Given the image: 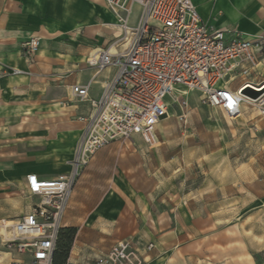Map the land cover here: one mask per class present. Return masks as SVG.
Wrapping results in <instances>:
<instances>
[{
    "label": "crops",
    "instance_id": "0c3cea01",
    "mask_svg": "<svg viewBox=\"0 0 264 264\" xmlns=\"http://www.w3.org/2000/svg\"><path fill=\"white\" fill-rule=\"evenodd\" d=\"M96 2L102 0H0V224L29 212L31 206L18 198H26V176L53 180L71 170L83 129L80 118L90 106L74 100L70 87L92 78L94 72L83 62L94 49L82 54L84 74L73 73L76 67L66 52L79 38L100 31L97 14L117 28L114 16L101 4L102 12L97 11ZM192 3L203 23L235 30L243 39H261L264 46V0ZM64 37L66 46L58 42ZM32 38L39 39V49L28 58L24 44ZM112 74L107 70L91 84L90 100L99 97ZM249 78L264 81V52ZM27 143L33 145L29 151ZM131 157L136 155L122 152L121 165ZM82 181L70 194L76 205L62 219V227L70 222L77 228L75 257L67 262H91L125 240L138 248L144 264H264V202L244 213L240 202H221L225 210L171 216L155 211L143 188L97 182L84 187ZM148 244L151 250L145 249ZM18 257L0 250V264Z\"/></svg>",
    "mask_w": 264,
    "mask_h": 264
},
{
    "label": "built area",
    "instance_id": "2783aa9c",
    "mask_svg": "<svg viewBox=\"0 0 264 264\" xmlns=\"http://www.w3.org/2000/svg\"><path fill=\"white\" fill-rule=\"evenodd\" d=\"M102 2L123 31L113 45L95 49L85 57L83 64L94 72L92 78L84 85L70 87L74 100L90 106L88 115L80 118L83 129L70 172L53 180L26 176L25 196L34 203L14 224L4 226L3 242L19 256L9 264L52 263L62 219L85 155L134 138L153 148L157 125L168 116L169 100L186 107L187 96L196 93L206 107L234 118L246 98L242 89H264V81L249 79L263 55V41L243 39L235 30L203 23L192 0ZM135 6L138 12L134 15ZM126 30H130L128 39ZM120 40L124 41L122 48ZM24 48L27 57L34 58L39 39H30ZM107 70H113V74L104 79L99 97L90 100L91 84ZM251 101L264 118V92ZM152 248V244L145 247ZM25 256L27 262L22 259ZM65 264H144V260L133 242L120 241L91 262Z\"/></svg>",
    "mask_w": 264,
    "mask_h": 264
},
{
    "label": "rangeland",
    "instance_id": "374dc122",
    "mask_svg": "<svg viewBox=\"0 0 264 264\" xmlns=\"http://www.w3.org/2000/svg\"><path fill=\"white\" fill-rule=\"evenodd\" d=\"M96 3L97 11L102 12L101 5L106 9L103 2ZM137 12L135 6L134 15ZM96 23L100 25V31L95 36L79 38L78 45L66 52L76 67L73 73L81 72L82 54L113 45L121 34V30L98 14ZM58 42L67 45L65 37ZM118 45L122 48L124 41L120 40ZM169 102V116L157 125L153 148L139 139L106 145L80 163L74 186L82 178L84 187L97 182L113 188L120 184L143 188L149 202L155 203V211L171 216L184 212L195 216L225 210L221 202H240L239 209L244 213L253 204L264 202V118L254 105L243 103L240 114L228 118L221 110L203 105L196 93L187 96L186 107ZM62 116L64 119L68 117L66 112ZM31 147L33 145L25 144V151ZM122 152L136 157L121 165ZM18 196L28 206L34 203L24 195ZM74 205L69 201L68 209ZM65 224L60 232L59 244L64 246L60 250V264L75 257L72 250L77 228L73 223ZM71 230H74L73 234H69ZM0 250L13 252L5 246L2 236ZM22 259L28 261L26 256Z\"/></svg>",
    "mask_w": 264,
    "mask_h": 264
},
{
    "label": "bare ground",
    "instance_id": "6f19581e",
    "mask_svg": "<svg viewBox=\"0 0 264 264\" xmlns=\"http://www.w3.org/2000/svg\"><path fill=\"white\" fill-rule=\"evenodd\" d=\"M115 20H114V22H117V29H119V30H121V31H123V26L118 22V19L117 18H114ZM130 36V30H126V37H127V39H128V37ZM242 103H251V104H253V102L251 101V100H248V97H246L245 99H243V102ZM169 116V115H168ZM167 119H165V120H162V121H166ZM162 121H160V122H162ZM88 156L87 155H85L83 158H84V161H86L88 158H87ZM66 217V216H65ZM64 217V218H65ZM12 224H14V222H11V223H1L0 224V230H1V236L2 235H5V228H4V226H10V225H12Z\"/></svg>",
    "mask_w": 264,
    "mask_h": 264
},
{
    "label": "water",
    "instance_id": "95a60500",
    "mask_svg": "<svg viewBox=\"0 0 264 264\" xmlns=\"http://www.w3.org/2000/svg\"><path fill=\"white\" fill-rule=\"evenodd\" d=\"M263 92H264V89L255 90L251 87H246L241 90V94L248 97L251 100H257Z\"/></svg>",
    "mask_w": 264,
    "mask_h": 264
},
{
    "label": "trees",
    "instance_id": "16d2710c",
    "mask_svg": "<svg viewBox=\"0 0 264 264\" xmlns=\"http://www.w3.org/2000/svg\"><path fill=\"white\" fill-rule=\"evenodd\" d=\"M73 233H74V230L69 231V234H73ZM59 240H60V233H59L58 241H57V244H56L53 256H52V263L51 264H60V262H61L60 250L64 249V246L59 244Z\"/></svg>",
    "mask_w": 264,
    "mask_h": 264
}]
</instances>
